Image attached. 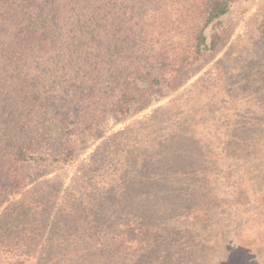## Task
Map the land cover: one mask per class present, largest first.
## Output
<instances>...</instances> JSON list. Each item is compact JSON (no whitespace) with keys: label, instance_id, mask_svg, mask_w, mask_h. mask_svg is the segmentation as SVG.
Instances as JSON below:
<instances>
[{"label":"rangeland","instance_id":"rangeland-1","mask_svg":"<svg viewBox=\"0 0 264 264\" xmlns=\"http://www.w3.org/2000/svg\"><path fill=\"white\" fill-rule=\"evenodd\" d=\"M220 22L218 50L130 115L102 100L72 113L75 160L26 164L22 188L0 186V216L39 202L45 244L92 264H264V0H237Z\"/></svg>","mask_w":264,"mask_h":264},{"label":"trees","instance_id":"trees-1","mask_svg":"<svg viewBox=\"0 0 264 264\" xmlns=\"http://www.w3.org/2000/svg\"><path fill=\"white\" fill-rule=\"evenodd\" d=\"M236 1L0 0L2 190L22 188L19 172L32 161L75 160L72 113L102 100L128 116L150 87L177 86V69L218 50L220 19ZM37 59L42 85L26 70L41 68ZM2 74L10 75L5 85ZM43 209L25 201L1 214L0 264H92L85 250L64 258L73 249L45 244L51 217Z\"/></svg>","mask_w":264,"mask_h":264}]
</instances>
